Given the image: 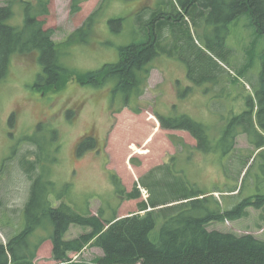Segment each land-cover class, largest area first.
I'll use <instances>...</instances> for the list:
<instances>
[{"label": "rangeland", "instance_id": "1", "mask_svg": "<svg viewBox=\"0 0 264 264\" xmlns=\"http://www.w3.org/2000/svg\"><path fill=\"white\" fill-rule=\"evenodd\" d=\"M8 1L0 0V5ZM71 2L51 0L50 13L39 19L45 20V29L54 30L55 42L63 43L99 11L90 30L65 44L61 56L65 67L87 73L118 63L122 47L146 42L150 31L145 24L153 8L180 10L177 0L160 5L155 0H87L79 12L72 13ZM28 3L34 6L37 0H15L10 25L24 26ZM205 25L206 21L199 26L184 15L176 26L183 44L193 37L220 63L218 81H209L203 72L197 74L199 82L193 81L189 64L181 57L185 56L182 45L174 56L161 53L151 61L145 93L129 103L113 99L112 83L83 85L76 76L67 77L62 88L38 86L45 75L39 50L12 56L9 74L0 81V242L7 243L26 228L33 185L29 176L41 172L54 182L55 206L64 200L82 212L103 210L106 218L128 216L138 212L143 202H171L186 193H213L223 210L264 194V150H257L256 144L264 136V33L250 13L237 17L227 30L212 32ZM205 28L211 40L225 35L226 58L208 49ZM165 34L167 45L173 34L168 30ZM157 113L187 115L202 123L207 134L202 144L210 150L198 146L188 130L162 128ZM87 136L95 146L79 153L78 145ZM39 152L48 159L29 171ZM112 172L122 180L121 194ZM237 188L240 191L229 192ZM135 190L139 196L129 197ZM161 226L159 220L154 240L159 239ZM209 228L264 239V209L249 206L247 216L216 221ZM87 230L73 225L67 236L77 237ZM42 235L39 229L30 236L29 250ZM103 254L100 247L89 246L71 256L75 263L85 264ZM34 261L61 264L54 259L50 240L41 245Z\"/></svg>", "mask_w": 264, "mask_h": 264}, {"label": "trees", "instance_id": "2", "mask_svg": "<svg viewBox=\"0 0 264 264\" xmlns=\"http://www.w3.org/2000/svg\"><path fill=\"white\" fill-rule=\"evenodd\" d=\"M87 0H72L71 12H79L82 3ZM165 4L166 0H155ZM180 10L164 11L153 8L151 17L146 21V30L150 38L143 43H133L121 48L118 63L105 64L99 70L79 72L63 65L61 56L64 45L72 43L79 34L90 30L99 11L91 14L84 25L75 31L65 42L57 43L53 39L54 30L45 29V20L39 19L50 13L51 0H37L27 9L25 24L22 27L12 26L8 20L14 14L15 0L7 5H0V81L4 80L10 70L11 58L16 53L39 50L44 65L45 75H41L38 86H55L62 88V82L73 76L83 85L113 84V99L120 97L129 103L139 100L145 93L152 66L151 61L159 54L174 56V51L182 45L185 56L183 60L189 64V77L199 82L197 74L208 73L209 81H218V71L222 67L204 48L199 47L193 39L182 43L181 30L176 25L187 15L199 26L212 27L213 31L229 29V24L244 13H250L253 23L260 33H264V0H177ZM175 8V9H176ZM142 16V15H141ZM121 20V19H118ZM117 20H112V23ZM172 32V41L166 42L165 31ZM208 38V49L226 58L225 35L213 40ZM211 33V32H210ZM212 35V33H211ZM211 41H210V40ZM165 41V42H164ZM219 48L224 52H220ZM264 76V74H261ZM115 83V84H114ZM136 112L139 107L135 108ZM161 127L164 129L188 130L197 138L198 146L209 151L210 146L202 144L207 138L205 126L187 115L181 117H165L157 113ZM90 136L81 140L78 152L94 147ZM257 150H264V136L260 135ZM39 160L33 161L29 171L44 164L48 159L39 152ZM118 194L123 193L122 180L112 172ZM30 200L26 207L27 225L24 231L10 241L0 242V264H35L37 251L41 245L50 240L53 245V256L61 264H78L72 259V253H81L86 247H100L104 254L92 263L85 264H264V239L253 233L239 234L235 231L210 230L209 225L216 221L238 220L248 214V207L264 209V194L245 198L231 210H223L221 201L212 193L183 194L171 202H143L138 212L120 217L114 215L106 218L104 211L99 214L82 212L64 200L54 205L51 199L54 194V182L41 172L33 178ZM142 185V184H141ZM232 189L229 192H236ZM217 191V190H216ZM240 191V190H239ZM137 198V190L128 194ZM62 198V196H58ZM178 202V203H175ZM173 204V205H169ZM144 212V213H142ZM162 222L159 239L154 240L153 231L158 221ZM73 225L89 228L77 237L67 236ZM44 235L35 240L28 248L30 236L37 230ZM29 238V239H27ZM84 263V262H83ZM80 264V263H79Z\"/></svg>", "mask_w": 264, "mask_h": 264}, {"label": "crops", "instance_id": "3", "mask_svg": "<svg viewBox=\"0 0 264 264\" xmlns=\"http://www.w3.org/2000/svg\"><path fill=\"white\" fill-rule=\"evenodd\" d=\"M159 124H160V122H158ZM157 127H159V125H157ZM159 131H161L162 129H161V127H160V129H158ZM4 242V241H3Z\"/></svg>", "mask_w": 264, "mask_h": 264}, {"label": "bare ground", "instance_id": "4", "mask_svg": "<svg viewBox=\"0 0 264 264\" xmlns=\"http://www.w3.org/2000/svg\"><path fill=\"white\" fill-rule=\"evenodd\" d=\"M151 116H153V117H154V115H151ZM151 116H150V117H151Z\"/></svg>", "mask_w": 264, "mask_h": 264}, {"label": "flooded vegetation", "instance_id": "5", "mask_svg": "<svg viewBox=\"0 0 264 264\" xmlns=\"http://www.w3.org/2000/svg\"><path fill=\"white\" fill-rule=\"evenodd\" d=\"M156 2V1H155Z\"/></svg>", "mask_w": 264, "mask_h": 264}]
</instances>
